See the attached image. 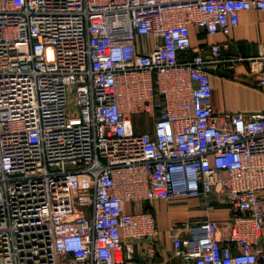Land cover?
I'll list each match as a JSON object with an SVG mask.
<instances>
[{"label":"built area","instance_id":"built-area-1","mask_svg":"<svg viewBox=\"0 0 264 264\" xmlns=\"http://www.w3.org/2000/svg\"><path fill=\"white\" fill-rule=\"evenodd\" d=\"M251 9L264 0H0V264H140L135 242L160 232L142 203L214 196L228 232L170 225L173 256L264 264V109L212 108L224 60L191 32L227 36ZM248 60L264 96V51Z\"/></svg>","mask_w":264,"mask_h":264},{"label":"crops","instance_id":"crops-1","mask_svg":"<svg viewBox=\"0 0 264 264\" xmlns=\"http://www.w3.org/2000/svg\"><path fill=\"white\" fill-rule=\"evenodd\" d=\"M191 32L193 47L204 49L209 44H217L224 60L214 73H210L212 108L219 114L260 113L264 109V96L256 85L258 73L254 71L248 58L256 57L264 51V10L251 9L241 12L238 24L227 36L209 35L194 27L191 28ZM261 67L264 69V63ZM150 128L151 125L138 124L135 129L137 132H142L150 131ZM214 200L213 207L209 210L203 207L200 198L142 203L139 208L154 215L160 232L151 242L147 240L135 242V259L140 264H185L173 256L171 235L166 231L170 225L180 223L192 225L212 219L218 222L219 236L225 235L228 229L224 222L229 217V209L222 196H214ZM195 209L201 210L200 217L196 214L192 216ZM187 232L182 230L180 234L184 235ZM262 240H264V229H262ZM149 247L152 248V253H149Z\"/></svg>","mask_w":264,"mask_h":264},{"label":"rangeland","instance_id":"rangeland-1","mask_svg":"<svg viewBox=\"0 0 264 264\" xmlns=\"http://www.w3.org/2000/svg\"><path fill=\"white\" fill-rule=\"evenodd\" d=\"M71 101H72V97H71V95H69V102H71ZM195 214L200 217L201 216V210L195 209V211H193V213H192V216H196Z\"/></svg>","mask_w":264,"mask_h":264},{"label":"water","instance_id":"water-1","mask_svg":"<svg viewBox=\"0 0 264 264\" xmlns=\"http://www.w3.org/2000/svg\"><path fill=\"white\" fill-rule=\"evenodd\" d=\"M208 72H209V73H214V71H213V70H208Z\"/></svg>","mask_w":264,"mask_h":264}]
</instances>
